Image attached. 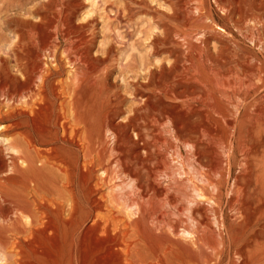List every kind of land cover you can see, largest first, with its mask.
I'll return each mask as SVG.
<instances>
[{"label":"rangeland","instance_id":"1","mask_svg":"<svg viewBox=\"0 0 264 264\" xmlns=\"http://www.w3.org/2000/svg\"><path fill=\"white\" fill-rule=\"evenodd\" d=\"M196 7L203 8V9L201 11V10H198L199 8L197 9ZM188 9L189 10L191 9V10L189 11ZM29 11L32 13L31 16H33L36 20H38V21H35V20H33V21L37 22L38 24H40V22H41L39 20L40 18H42V17L47 18L46 15L50 16L47 18V20H51L53 23H55V24L52 23V25H54V26L50 25V27H52V30L50 29V31H51L52 35L55 37L54 40H56L55 44L53 43V46L55 45L54 48L56 50L53 48V51L55 52L54 54L56 55L57 59L58 60L60 59V61L62 60L61 62H64L65 67H67V71L65 73H63L62 76L58 77V79L56 78V80H59V81L63 80L64 81V80H68L69 77L73 78L72 73H73L75 68H71V66L68 65L67 62H68V59L73 58L72 54L70 53L71 52L70 48L72 47L71 43L75 42L76 41L75 39H78L77 36H79L82 33H85L86 35H88L87 36L88 38H86V39L89 40L91 37H92L91 40L93 39L92 40L93 43L91 40H89V43H90L89 49H90V53L92 54L93 57L98 56V57L104 58L105 56H107L108 60L111 58L110 59L111 61L106 60L109 65L107 64L106 61H104V62L103 61H96V62L91 61L92 66H94V67H92V68H94L93 70L95 71V73H97V74L99 73V74L96 75L95 73H93L94 71L91 73V78L95 77L96 79L94 78V80L92 79L90 81L89 85H91V86H88V85L85 86L84 90L81 92V102H80V104H81L80 108L82 111V116H83V119L85 120V122L87 123L88 133H89V136H90L91 141H92V149H93L92 152L95 153V155H93L94 153H92V155L94 156V158L96 160L98 159L99 162L101 160H104V161H102V164L104 165V163H105L108 176H109V178L111 177L110 179H112L110 182L111 187L113 186V185H111L112 183L114 185L116 183H118V184L121 183L120 181L114 182L116 180L115 177L120 175V173H119L120 170L118 169L117 166H115V163H114L115 158H117L118 154H116L117 151H116V147H115V140H114V137L112 136V133H111L112 127L117 126V124H119V122L123 123V124L127 123V117L129 116V112L131 110L135 109L134 107H136L135 106L136 104L138 105V103H136L137 101H135V102L133 101V97L130 94L131 92H133V86H131V85H133V83H135V82L136 83L139 81L144 82L146 80L147 82L145 81L144 84L148 90L146 88H144V90H147L144 92H145L146 96L153 94L154 96L152 95V98L155 100L151 99L152 100L151 102L156 103L154 105L150 102L151 104L149 106L152 107L151 108L152 110L157 109V108L159 109L161 107V102H160L161 97H159V95L164 98L166 105L171 101V98H168L169 96L164 95V93H163L167 89L166 83L168 82L167 81V75H166V78L162 77V76H165V74H167V73H161V65L163 63L162 62L163 59L168 58V60L165 63L167 65V68H171L174 60L177 57H178V60H180V61L185 60V61H181L182 63L180 62V66L182 65L181 67L187 66L189 68L188 64L190 65V61H188V59L195 61L196 60V56L194 55L195 52H200L199 49L202 50V54H203V52H206L205 54H203V61L205 60L204 62L206 64V68L208 67L207 72H206V74L208 76L204 73V74H202V78H207V80H206V82L204 80H202L201 75H197L196 80L201 81V82L203 81V82H205V84L208 82L207 83L208 85L206 84V87H207L206 89H209V88L212 89L213 88L212 91H211V89H209V91L208 90L207 91L209 92V95L210 94L213 95V96L210 95L211 96V99H210L211 102L210 103H212V106H213L210 109V113H214L213 114L214 117H212L213 116L212 114H210V115H211L212 123L214 121L215 122H214V124H211L210 130L213 129L214 127L215 128L213 131L211 130L212 131L211 139H208V141H206V138L204 139V137L201 136L200 134H199V136H201V137L197 136L198 134L192 135L195 137V138L193 137V140L196 139L199 142V145L203 149L198 145V147H197L198 151L195 149H192V148L190 150H188L191 142L189 141L190 143L189 142L187 143L188 139L186 141V138L184 139L183 137H179L177 135V133H175V130H174L172 124H170V123L168 124L169 121L167 122L166 119L159 118L158 112H156L155 110H153L154 112L152 110L150 111V107L147 108V106L145 107L143 104L141 105V103L136 108V109H138V107H139L140 109L141 108L144 109L143 108V106H144L146 109V110L145 109L140 110V113L144 114L143 115V117H144V121H143L144 125L143 126H145V127H141V129L142 128L144 129V130L142 129L141 131H142V133L143 132L145 133L144 138L146 141H148V139H149L148 137H150V139H149L150 142L149 141L148 142L153 146L155 144V148H151V151L153 150L156 153L158 152L159 155L161 154V157H163V155H164V157H166V159L169 162V163H167V168L169 167V169H167V172H169V173L174 172L175 173V178L172 180H166L167 178L165 177V175L162 176V174H161V179H160L161 185L165 186V190L167 189L166 191H168L167 192L168 194L166 197V191H165L162 194L163 197L161 196L162 198H161L160 203L162 204L161 205V212H163V218L161 217V223H159V225L157 224L156 227L157 228L159 227V229H161L163 231V230L169 229V228H167V226L169 227L173 224H177V225L179 224L178 226H180V227L185 226L186 228H188L194 232H198V234H200V235L202 233L201 236H203L205 234L203 236L205 238L204 241L206 240L207 243H209V244H207V245H209V247L207 245L206 246L204 245V248H200V246H199V247H197L198 249L197 248L195 249L196 253L194 256H192L195 259L194 264H264V110H261V109H263V107H261V106H264V78H263L264 77V0H0V31H1V34L3 36L4 35L5 36L14 35L16 37L14 42H18L17 35L18 36L20 35L21 39H23L22 41L24 42V43H22V41L20 40V43H17L19 45H17V48H15L16 49V53H14L15 58L18 56V53L20 51L25 49L24 47H26L28 45V42H29L27 37H26L27 33H25L26 27L27 28H29V27L26 26L24 23L22 24V21H20L21 23L19 22L20 17ZM188 13L190 15H188ZM192 13L193 14L195 13V15H193ZM42 14H44L45 16H43ZM18 15H21V16L18 17ZM35 15H37V16L35 17ZM71 16H73L74 18ZM64 17H65V19H64ZM21 18H23V17H21ZM51 18L55 19V22ZM57 18L64 19V25L62 23H59L61 21H58ZM67 20H69L68 21L69 23H71V20L74 21L73 23L70 24V25H72L71 27H70L69 23L67 24ZM17 21H18V23H17ZM74 24H75V26H74ZM88 24L89 25L91 24L90 25L91 28H90V26L89 27L87 26ZM21 25L24 27L26 26V27L24 28ZM59 25H61V26H59ZM80 25H82V27ZM64 27H65V29H64ZM86 27H87V29H86ZM71 28L73 29L72 32H71V30H72ZM88 28H90V29H88ZM21 29L24 31H22ZM62 29L65 30V32ZM66 29H67V31H66ZM69 29H71V30H69ZM74 29H75V32H74ZM80 29L81 30L84 29L85 32L83 30L81 31ZM8 30H10V31H8ZM55 30H57V31L55 32ZM76 30H79V31H76ZM20 31H21V33H20ZM68 32L70 34H67ZM87 33H89V34H87ZM21 34H23V35H21ZM85 34H84V36L86 37ZM65 35H66V37L67 36L68 37L66 38ZM69 35L73 39L75 38L74 41H72L73 39L71 37H69ZM190 37L192 38L191 39L192 43L195 42L196 44L191 43ZM0 38H1L0 40H2V37H0ZM185 38H188V39H185ZM197 38H198V40L195 41ZM204 38H206V39L204 40ZM169 39L171 40V42H169L170 41ZM175 40H176V42H175ZM203 40H204V42H203ZM208 40L210 43L208 42ZM184 41H185V43L183 44ZM206 41H207V43H206ZM21 43L23 45V48H22V45L20 46ZM186 43L187 44L189 43V47H188V45H186ZM175 44L176 45L179 44V45H177L178 48H177V46H174ZM191 44H192V46H191ZM199 44H201V47ZM207 45H208V48H207ZM56 46H57V48H56ZM67 47H68V49H67ZM195 47L196 48L199 47V48L196 49ZM224 47L226 48V50ZM188 48H189V50H190V48L191 49L193 48L192 50L195 51V52H193V56L191 59L189 58V55H188V52H189ZM204 48H206V51ZM108 49H111L112 52H111V50H108ZM18 50H19V52H18ZM179 50H182V51L188 50V52L187 51L182 52L186 56H183V54H182V56L179 58L178 53H181ZM218 50H221L224 53L222 54V52H218ZM173 51H175V52H173ZM210 51H211V53H210ZM101 52L103 53V55H101ZM165 52H168V53H165ZM225 52H229V54H227ZM104 53H105V55H104ZM211 54L213 56L215 55V57H211ZM219 54H220L221 60L216 59L217 57L219 58ZM111 55H112V57H111ZM225 55H226V57H222ZM228 56L231 59V61L229 60V58L227 59ZM170 57L172 58V60H170ZM210 57L213 58L214 61ZM49 60L50 59L48 58V61ZM227 60H229V62ZM142 61L144 62V64L147 63L148 66L151 65L150 68L147 69L148 73L151 70H154L156 67L157 68L156 72H153L155 74L151 73V74H148L145 76V72H143V74H144L143 75L142 73H140V71H137L138 66L140 65V62H142ZM207 61H208V63H207ZM218 61H220V63ZM226 61H227V64H226ZM97 62H98V64H100L102 66V69H101V67H99L97 65ZM221 62H224L225 64L221 63ZM230 62H232V63H230ZM21 63H23V61ZM94 63H95V65H93ZM242 63H244V64H242ZM232 64H233L234 69L231 67ZM0 65H1V63H0ZM168 65H170V66H168ZM195 65L198 66V63L196 61H195ZM207 65H209V66H207ZM214 65H215V67L217 66L216 67L217 71H216V68L213 67ZM68 66H69V68H68ZM103 66H104V68H103ZM148 66H147V68H148ZM223 66H224V68H223ZM234 66L235 67L237 66V67L235 68ZM242 66H243V68H242ZM89 67H91V66H89ZM213 68L215 69V71ZM222 68H223V70H222ZM103 69H104V71H103ZM218 69L219 70L221 69V70L219 71ZM83 70H84L83 68L80 69V71L78 69V71L80 73H84L85 70L84 71ZM100 70H102L103 73L105 72L104 73V74H106L105 77H103L104 74L102 75L101 74L102 71H100ZM248 70H250L251 72H249ZM133 71H136V72L133 73ZM223 71H224V73H226L225 77H224ZM229 71H231V72H229ZM219 72H221V73H219ZM239 72H240V74H239ZM246 72L247 73L249 72L252 74H247ZM68 73L70 75H68ZM213 73L215 76L213 75ZM84 74H86L85 75V77H86L87 73L85 72ZM92 74H94V75H92ZM140 74H142V75L140 76ZM236 74H238V75H236ZM158 75H160V76H158ZM203 75L207 76V77H204ZM252 75L254 77H251V79H249L250 76H252ZM143 76H145V79H142ZM151 76H153V77H151ZM212 76H213L214 80H213ZM216 77H218V78H216ZM241 77L244 81L246 79L247 83L244 82L241 79ZM151 78H152V80H151ZM153 78L155 80H153ZM211 78H212V80H211ZM227 78L230 80H228ZM260 78H262V79H260ZM163 79H164V82L166 80L165 83L162 81ZM216 79H218V83H217L218 85L223 83L222 81H224V82H226L225 87L227 86V88H228V86H229L230 88L231 87L232 88L227 89L228 90L227 91L226 88L223 86L222 93H221V89H219L218 85L216 84ZM237 79H238L237 82L240 85L238 83H236ZM208 80H210V81H208ZM239 80H240V82L241 81L242 82L240 83ZM251 80H253L255 84ZM229 81L230 82L232 81V82L230 83ZM93 82L96 84H94ZM161 82L163 84H161ZM209 82L211 84L214 82V86H212L213 84L212 85L209 84ZM227 82L230 83V85H227ZM250 82H251V84L254 85V86L252 85L253 87L251 86ZM153 83L155 84V87H154ZM232 83L234 84L233 86H231ZM92 84L94 85V87ZM156 84H158L159 86ZM256 85H258L259 88L256 87ZM151 86H152V88H151ZM163 86H165V87H163ZM234 86H237V87H234ZM241 86L242 87L244 86V88H241ZM249 86L251 87L250 90L246 88V87L250 88ZM234 88H235V90H234ZM236 88H237V90H236ZM197 90L199 92H201V90H199V89H197ZM216 90H218L219 92ZM224 90H226V91H224ZM120 92H121V94L122 93L124 94V95L122 94L124 97H122V95H120ZM223 92H226V93L223 94ZM246 92H248L249 94L246 95L247 94ZM32 93H33V91L24 94V98L26 100L20 99L19 96H17L11 102L10 101L7 102L6 98L0 94L1 108L4 106L2 108V111H6L7 107H10L11 103H12V106H11L12 108H14V107L18 108L17 105L20 107L21 103H23L24 101H27L30 98ZM29 94H30V96H29ZM196 94H197V95H195L196 97L200 96V94L199 95H198V93H196ZM220 94H221V97H220ZM25 95L29 98H27ZM114 96H116V97H114ZM218 96L220 99L217 98ZM36 98H38V97H36ZM166 98H168V99H166ZM216 98L220 101V106L218 105L219 103L217 104V102H219V101ZM222 98H223V100H222ZM19 99H20V101H19ZM169 99H170V101H169ZM214 99H216L217 102L216 101L213 102ZM117 100L119 102H116ZM1 101H3V103ZM113 101L115 103H117L118 105H116ZM222 101H223V103H222ZM142 102H143V100H142ZM8 103H9V105H8ZM159 103H160V105H159ZM5 104L8 106H6ZM114 104H115L116 108H114L115 107ZM157 104H158V106H156ZM132 105L134 107H132ZM195 105H196L197 109L200 107V105L197 103H195ZM256 105H257V107H256ZM221 106L226 107V108H223ZM110 107L111 108L113 107L114 109L113 108L111 109ZM220 107H221V109L223 108L220 111H223V110L225 111L227 109L225 111L226 113L224 112V114H226L227 117L225 116V118H224L223 112H222L223 116H222V114H220L221 113V112H219ZM121 108L123 109V111ZM257 108L260 109L261 112L259 110H256ZM199 109L201 110L202 108L200 107ZM215 109L219 113L215 112L216 111ZM113 110H115V111H113ZM116 110H118V111H116ZM120 110H121V112H119ZM107 112H109V113H107ZM114 112H115L116 116H114V114H112ZM116 112H119V113H116ZM151 112L155 113L154 115L152 113V115L154 117L151 116ZM131 113H132V111L130 112V115H132ZM215 113H217V114H215ZM254 114H256V115H254ZM109 115H112V117ZM149 115H150V118H149ZM244 115H246V116H244ZM106 116H107V118H105ZM231 116H233V117L231 118ZM20 117H21V119H20ZM20 117L16 118V120L19 119L18 121H20V122H24V121L27 122V118L24 115L21 114ZM109 117L111 119L113 118L112 119L113 121L110 120ZM212 118H216V120H218V119L219 120L221 119V120L216 122V120H214ZM226 118L228 120V123H227ZM249 118H251V120ZM157 119H158L159 124L161 123L164 127H162V125L158 124V122L156 121ZM161 119H162V122L164 121L163 123L161 122ZM194 119H195V117H194ZM223 119H225V120L223 121ZM257 119H259V120H257ZM21 120H23V121H21ZM165 120H166V122H165ZM232 120H233V123L236 121L234 124L232 123L234 126L230 125ZM260 120H262V121H260ZM155 121L157 123L154 126L153 122H155ZM219 122L221 125L222 124L223 125L221 126L220 124H218ZM245 122H247V123H245ZM10 123L11 122H3V123L1 122L0 126L1 127H6V126L8 127L10 125ZM241 124H243L242 125V126H244L243 128H242ZM219 125L221 126V128ZM256 125H258V126H256ZM224 126L225 127L227 126L226 127L227 128L226 133L230 137H226V138H228V140H230L229 142L226 138H224V136H227V134L225 133V130H224L225 129ZM152 127H155V128L151 129ZM157 127H159V128H157ZM166 127H168V128H166ZM171 127H172V129H171ZM211 127H213V128H211ZM156 128H157V131L155 132ZM229 128H231V129H229ZM247 128L248 129L250 128V129L248 130ZM215 129H216V131H215ZM168 130H170V131H168ZM229 130L230 131L232 130V132H230ZM15 131L9 132L8 133L9 135L6 134V136H0V143H2L4 139H6L5 137H7V139H9V138L11 139L13 137H18L19 134L21 133V130H15ZM148 131H149V133H148ZM227 131H229V133ZM243 131H246V133ZM144 133H143V135H144ZM170 133H172V134H170ZM214 133H215V135H214ZM232 133L234 135H232ZM242 133H243V135H242ZM183 134L185 135V133H182V135ZM151 135H155V136H151ZM176 135H177V137H176ZM220 135H221L222 139L224 138L223 140L221 139V137L217 138ZM215 136H217V137H215ZM132 137H133V140H137V136L135 133H132ZM198 137H199V140L200 139L202 140V142H200L198 140ZM252 137H254L255 139H253ZM181 138H183V139H181ZM153 139L156 140V141L154 140L156 143L153 141ZM157 140L158 141L161 140L162 142H160V141L158 142ZM177 140H179V142ZM181 140H183V141L185 140L184 143H182L183 141H181ZM209 140H212L211 141L212 144H209V143H211ZM249 140L251 141L250 143H249ZM254 140L255 141L259 140V141L255 142ZM203 142L207 143V144H203ZM166 143L169 145H166ZM225 143H226V145L227 144L228 145L226 146ZM231 143H232V145H230ZM158 145H160V146H158ZM247 145L250 147H248ZM255 145L258 147V149H254V148H257V147H255ZM156 146L160 147V149L157 148ZM208 146H210V147L212 146V147L210 148ZM245 146H246V148H245ZM36 147H39V146L36 145ZM213 147H214V149H213ZM163 148L165 149L164 151H166V152H163ZM221 148H223V150ZM237 148H239V149H237ZM243 148H245V149H243ZM251 148H252V150H251ZM0 149H1V145H0ZM94 149H95V151H94ZM199 149H201L202 152ZM211 149H212V151H211ZM100 150H101V152H100ZM203 150H204V152H203ZM255 150H258V151H255ZM1 151H2V155H1ZM153 151H152V153H153ZM247 151H249V152H247ZM3 152H5V150H0V160H5L6 162H8L9 161V156H8L9 153L5 152V154H3ZM163 153H165V154H163ZM202 153H203V155H202ZM210 153H211V155H210ZM113 154H115V155H113ZM197 154L199 156H197ZM245 154H247V155H245ZM228 156H230V157H228ZM102 157H103V159H102ZM248 157H250V158H248ZM179 160H181V162ZM112 161H113V163H112ZM174 161L177 163H175ZM226 161H227V164H229V165L226 164ZM178 162H179V164H178ZM218 162H220V163H218ZM246 162L249 164H246ZM173 165H175V166H173ZM171 166H173V167L170 170ZM218 166H220V167H218ZM177 167L180 168V170ZM176 168H177V170H176ZM182 168H183V170H181ZM223 168H224V170H222ZM250 168H251V170H250ZM225 169H227V170L225 171ZM242 171L244 172V174ZM103 173L104 172L102 170H100L99 172H97V175L102 176L104 178L106 175ZM229 173H230V176H229ZM248 173H250V174L248 175ZM184 174H185V176H183ZM0 175H1L0 176V179H1V177H3L5 174L0 173ZM240 175H242V176L240 177ZM243 175L246 178L247 177L248 178L246 179L245 177H243ZM237 177H238V179H237L238 181L239 180L240 181L242 180V181L238 183V181L235 179ZM181 178H183V179H181ZM203 178L205 179V181ZM173 180H176V181H173ZM177 181L179 184L174 183ZM103 184H105V183H103ZM235 184H237V185H235ZM238 184L240 186H238ZM170 185H172V187ZM111 187L107 188L106 185L102 186V183H101V188L103 189V194H104V195L102 194V196H105V197L108 196L106 198V201L107 200H108L107 202L110 201L109 203L106 202L108 208L104 207L105 209L103 208L104 210L102 211V213L103 212H104V214L106 213L105 215H107V218H108V215L110 216L113 213H115L114 217H116L118 215L119 217L117 216V218L118 219L121 218L119 221H121L123 223L125 216H127V214L130 212L128 207L133 202V199H135V195H134V192H132L129 188H127L125 186L122 187V190H117L116 188H113V187H112L113 189L111 190ZM167 187L168 188L171 187V188L168 189ZM239 187H240V190L238 189ZM242 188H243V190H241ZM196 191H197V193H196ZM242 191H244V192H242ZM201 193H202V196H200ZM240 193H241V195H240ZM197 195H199V196H197ZM205 195H207V196H205ZM109 196H111V197H109ZM112 196L113 197L115 196V197L113 198ZM231 196H233V197H231ZM167 198H169V199H167ZM204 198H206V199L204 200ZM207 198L210 201H208ZM234 198H235V200H234ZM127 199H130V200L127 201ZM81 200H83V201H81L82 203L80 202L82 205L80 204L79 213H78V215H76V220H77L76 222L77 223L75 222L76 224L73 225V227L71 225L69 228V229L72 228L74 230V231H72V229L69 230L70 233H69L68 237H69V241L71 240L70 243L73 242V240L75 239L76 234H74V232H77L76 230H78V228L80 226L85 225V226L89 227V226H92V224L94 222L93 220H89V218H88L87 213L89 212L88 211L89 208H88V205L86 202V198H83ZM200 200H201V202L197 203ZM233 200H234V202H233ZM191 201L194 203H192ZM241 201H245L244 202L245 206L243 205V202H241ZM111 202L113 203V205ZM189 202L192 204H190ZM239 202H241L242 204ZM114 203H115V205H114ZM195 203H197L196 204L197 207H196ZM108 204H110L111 206H108ZM193 204H194V206H191ZM241 206H244V207L241 208ZM109 207H111V209H109ZM114 207L116 209L115 212H113ZM241 209H243L244 211L243 210L241 211ZM245 209H246V211H245ZM239 211H241V212H239ZM194 213H195V215H194ZM98 215L101 216V214H98ZM104 216H102V217H104ZM122 217H124V219ZM191 221L192 222L195 221V222L192 223ZM193 225H195V226H193ZM112 227H113L112 229L114 230L115 227L113 225H112ZM208 227H210V229ZM203 229H205V230H203ZM199 230H202V231H199ZM94 233L95 232H93V234ZM93 234L91 232L89 236H92ZM112 234H114V232ZM94 235H93L94 238L92 236V237H90V239L87 240V245L85 248L87 249L88 252H89L92 244H94V241H96L98 245H101L102 243L104 244V243L108 242L109 237H111V236L105 237V238L102 237L103 242H101L102 239L101 240L99 239V241H97V239L99 237L96 234H94ZM210 235L212 237V238L210 237L211 241H209ZM179 237L182 238L181 234H179ZM111 238H113V237H111ZM213 238L215 241L212 240ZM92 240H93V242H92ZM90 241L92 243L89 246ZM211 245H213L214 247L213 246L211 247ZM197 253H198V255H197ZM163 256H164V254L162 253V263L158 262L157 260H155V263L156 264H158V263L159 264H176V263H174V262H176V260H173V259H175V256L173 254H171V256L166 255V254H165L166 257L165 256L163 257ZM172 256H174V257H172ZM171 257L173 259H171ZM155 263L153 262L152 264H155Z\"/></svg>","mask_w":264,"mask_h":264},{"label":"bare ground","instance_id":"2","mask_svg":"<svg viewBox=\"0 0 264 264\" xmlns=\"http://www.w3.org/2000/svg\"><path fill=\"white\" fill-rule=\"evenodd\" d=\"M196 8L198 9L199 7H196ZM202 9L203 8H199L198 10L202 11ZM31 14L32 13L29 11L22 16L18 15V17H20V16L23 17V18L20 17L19 22L22 21V24L24 23L26 26L29 27V28H27L25 26L26 27L25 30L27 31V32L25 31V33H27L26 37H27L29 42H28V45L26 47H24L25 49H23L20 52H19L20 49L18 50L19 53H18V56L16 58L14 56V53H16L15 48H17V45H19L17 43H20V40L22 41L23 39H21L20 35L19 36L17 35L18 42H14L15 38H16L14 35H11V36H5L4 35L3 36L1 34V31H0V37H2V40H0V63H1V65H0V94L6 98L7 102H9V101L11 102L17 96H19L20 99H25L24 94L33 91L31 96L29 94L30 98L25 95L29 99L27 101H24L23 103H21L20 107L17 105L18 108H15V107L12 108L11 107L12 103H11L10 107H7L6 111H2V108L4 106L1 108V105H0V123L1 122L2 123L3 122H11L8 127L7 126L6 127L0 126V136H6V134H8L9 132H12L15 130H21V133L19 134L18 137H13L11 139L10 138L7 139V137H5L6 139H4L2 143H0V145H1L0 150H5V152L9 153L8 154V156H9L8 162H6L5 160H0V173L5 174L4 176L2 175L3 177H1V179H0V264H152L153 262L155 263V260L162 263V253L164 254V256H165V254L170 255V256H171V254H173L175 256V259L172 258L174 256H172L171 259L176 260V262H174L172 260L176 264H194L195 259L192 256H194L196 253L195 249L199 246H200V248H204V245L206 246L207 244H209V243H207L206 240L204 241L205 238L203 236L205 234L203 236H201L202 235L201 232H200L201 233V235H200V234H198V232H194V231L186 228L185 226L184 227L178 226L179 224L178 225L173 224L169 227L167 226V228H169V229H167L168 231L167 230L162 231L161 229H159V227L158 228L156 227L157 224L159 225V223H161V217L163 218V212H161V205L162 204L160 202H161V198L163 197L162 196L163 192H165L167 190V189L165 190V186L161 185V180H160L161 174H162V176L165 175V177L167 178L166 180H172L175 178V173L174 172H170V173L167 172V169H169V167L167 168V163H169L168 160L166 159V157H164V155H163V157H161V154L159 155L158 152L156 153L155 151L152 150L153 151V153H152L151 148H155V144L153 146L149 143L150 137H148V136L147 137L149 138L148 139L149 142L146 141L144 138L145 133L143 132L144 133V135H143V133L141 131L143 129V128L141 129V127H145V126H143L144 125V122H143L144 121V117H143L144 114H141L140 110H144L146 106H147V108L150 107L149 105L152 103L151 99H153L152 98L153 94L146 96V94L144 92V91L148 90L144 84V82L146 80L144 82H141V81H139L137 83L132 82L133 85H131V86H133V92H131L130 94L133 97V101L134 102L137 101L136 103H138V105L136 104L135 105L136 107H134L132 105V107H134L135 109L132 108L133 109V110H131L132 115H130L131 111L129 110L130 112H129V116L127 117V123L123 124V123L119 122V124H117V126L112 127V132H111L112 136L114 137V140H115V147H116V151H117L116 154H118L117 158H115L114 163H115V166H117L118 169L120 170V172L118 171L120 173V175L115 177L116 180L114 178L113 179L115 180L114 182H117V181L121 182V183L119 182L120 184L116 183L117 185L116 184L114 185L113 183L111 185H113L112 187L116 188L117 190H122V187L125 186V187L129 188L132 192H134V195H135V199H133V202L128 207L130 212L127 214V216H125V219H124V217H122L124 219V221L122 223L121 221H119L121 218L120 219L117 218L118 215L116 217H114L115 213H113L110 216L108 215V218H107V215H105L106 213L105 214H104V212L102 213V211L105 209L104 207H107V203H109L110 201L109 202H107L108 200L106 201V198L108 196L107 197L102 196V194H103L102 188L103 187L101 188V183H102V186L106 185L107 188L108 187L110 188L111 187L110 182L112 179H110L111 177L109 178V176H108L105 163H104L105 166L102 164V161H104V160H101L99 162L98 159L96 160L93 156V155H95V153L92 152V150H93L92 149V141H91V138H90L89 133H88L87 123L83 119L82 111L80 108V106H81V104H80L81 92L84 90L86 85L91 86V85H89V83L92 79L94 80V78H95L94 76H93L94 78H91V73L94 71L93 70L94 68H92L94 66H92L91 61H93V62L103 61L104 62V61L108 60L107 56H105L104 58H101L98 56L93 57L92 54L90 53V49H89L90 48L89 47L90 46L89 40H91L92 37L88 40V39H86V38H88L87 37L88 35H86L85 33H82L79 36H77L78 39L74 38L76 40L75 42L71 43L72 47L70 48V50H71L70 53L72 54L73 58L68 59V62H67L68 65L71 66V68H75L73 73L71 72L73 75V76L72 75L71 76L73 78L69 77L68 80H64V81L63 80H60V81L56 80V78L58 79V77L62 76V74L67 71V67H65L64 62H61L62 60L60 61V59L59 60L57 59L56 55L54 54L55 52L53 51V48L55 46V45L53 46V43L55 44V41H56V40H54L55 37L52 35V33L50 31V29L52 30V27H50V25L54 26V25H52L53 22L51 20H47V18L50 16L46 15L47 18H45V17L40 18L41 16L39 17L40 18L39 20L41 22H40V24H38L37 22H35L38 20H36L33 16H31ZM42 15L45 16L44 14H42ZM188 15H190V14L188 13ZM193 15H195V13ZM36 16L37 15H35V17ZM71 17H73V16H71ZM51 19H53V18H51ZM57 19H58V21H61L59 23H62L64 25L65 17H64V19H62V18H57ZM33 20H35V21H33ZM53 20L55 22V19H53ZM68 21L69 20H67V24L69 23ZM73 22L74 21L71 20V23H73ZM17 23H18V21H17ZM71 23H69V25ZM53 24H55V23H53ZM82 25H80V26L82 27ZM90 25L88 24L87 26L89 27ZM59 26H61V25H59ZM71 26L72 25H70V27ZM74 26H75V24H74ZM22 27H24V26H22ZM90 28H91V26H90ZM90 28H88V29H90ZM64 29H65V27H64ZM71 29H69V30H71ZM86 29H87V27H86ZM10 30H8V31H10ZM82 30L84 31V29H82ZM22 31H24V30H22ZM56 31L57 30H55V32ZM63 31L65 32V30H63ZM66 31H67V29H66ZM72 31H73V29L71 30V32ZM76 31H79V30H76ZM74 32H75V29H74ZM20 33H21V31H20ZM67 34H70V33L68 32ZM84 34L86 35V37L84 36ZM87 34H89V33H87ZM21 35H23V34H21ZM66 35H65V37H66ZM69 37H71V36L69 35ZM206 38H204V40ZM74 39L72 41H74ZM185 39H188V38H185ZM191 39L192 38L190 37V40ZM197 40H198V38L195 41H197ZM204 40H203V42H204ZM169 42H171V40ZM175 42H176V40H175ZM208 42H209V40H208ZM22 43H24V42L22 41ZM22 43L20 44V46L22 45ZM92 43H93V41H92ZM184 43H185V41L183 42V44ZM191 43H192V40H191ZM194 43L195 42H193L192 44H194ZM206 43H207V41H206ZM192 44H191V46H192ZM177 45H179V44H177ZM177 45L175 44L174 46H177ZM186 45H188V47H189V43L188 44L186 43ZM199 45L201 47V44H199ZM22 48H23V45H22ZM56 48H57V46H56ZM177 48H178V46H177ZM198 48L199 47H197L196 49H198ZM207 48H208V45H207ZM67 49H68V47H67ZM192 49L190 48V50H189V48H188L189 52H188V50H184V51L188 52L190 59L193 56V52H195ZM204 49L206 51V48H204ZM108 50H111V49H108ZM225 50H226V48H225ZM179 51L181 52V53H178L179 58H180L183 54L182 52H184V51H182V50H179ZM199 51L200 52L194 53V55L196 56L195 61L198 63V66H196L197 64L195 65V61L188 59V61H190V65L188 64L189 68L187 66L181 67L182 65L180 66V62L185 61V60L180 61V60H178V57H177L174 60L171 68H167V65L165 63L168 60V58L163 59V61H162L163 63L161 65V73H167V74H165V76H162V75L161 76L166 78V75H167V81H168L166 83L167 89L163 93H164V95H168L169 96L168 98H171V101L169 99L170 102L166 105L164 98L159 95V97H161L160 98L161 107L159 109L158 108L153 109L156 112H158L159 118L166 119L167 122L169 121L168 124L169 123L172 124V126L175 130V133H177V135L179 137H183L184 139L186 138V141L188 139L187 143L189 141L191 142V143L189 142L190 146H189L188 150H190L192 148V149H195L197 151H198L197 147L199 145V142L196 139H194L195 140L194 141L193 140L194 136H192V135L198 134L197 136H199V134H200L201 136L204 137V139L206 138V141H208V139H211V133L215 128L213 126L214 128L211 127V128H213V129H211L212 131L210 130L211 124H214V122H215L214 121L212 123L211 115H210V114H212V115L214 114V113H210V109L213 107L212 103H210L211 102V100H210L211 96L210 95H212V94L209 95L208 91L211 88L206 89L207 88L206 84L208 82L206 84H205V82H206L207 78H202V74H204V73L206 74L207 69H208V67L206 68V64L204 62L205 60L203 61V54H205L206 52H203V54H202V50L199 49ZM211 51H210V53H211ZM111 52H112V50H111ZM173 52H175V51H173ZM218 52H222V54L224 53L221 50H218ZM165 53H168V52H165ZM225 53L229 54V52H225ZM101 55H103L102 52H101ZM104 55H105V53H104ZM183 56H186V55L183 54ZM111 57H112V55H111ZM211 57H215V55L213 56L211 54ZM222 57H226V55L222 56ZM48 58L50 59L49 61H48ZM219 58L217 57L216 59L221 60L220 54H219ZM228 58H229V56L227 57V59ZM211 59L213 60V58H211ZM170 60H172L171 57H170ZM229 60L231 61L230 58H229ZM229 60H227V61L229 62ZM22 61H23V63H21ZM227 61H226V64H227ZM218 62L220 63V61H218ZM207 63H208V61H207ZM221 63H224V62H221ZM230 63H232V62H230ZM107 64H108V62H107ZM242 64H244V63H242ZM93 65H95V63ZM97 65L99 67H101V69H102V66L100 64H98V62H97ZM89 66H91V67H89ZM147 66H148V64L147 63L144 64V62L142 61V62H140V65L138 66L137 71H140V73H142V74H143V72H145V76L148 74H151L153 72H156L157 68L155 67L154 70H151L148 73L147 69H149L151 65L148 66V68H147ZM168 66H170V65H168ZM207 66H209V65H207ZM243 66H242V68H243ZM213 67L216 68L217 66L215 67V65H214ZM231 67L233 68V64L231 65ZM68 68H69V66H68ZM82 68L87 73L86 77H85L86 74H84L85 72L84 73L79 72L80 69H82ZM103 68H104V66H103ZM223 68H224V66H223ZM223 68H222V70H223ZM78 69H79V71H78ZM100 71H102V70H100ZM103 71H104V69H103ZM103 71L101 73L102 75L105 73V72L103 73ZM214 71H215V69H214ZM216 71H217V68H216ZM248 71L251 72L250 70H248ZM134 72H136V71H133V73ZM229 72H231V71H229ZM249 72L248 73L246 72V73L252 74ZM69 73H68V75H70ZM93 73H95V71ZM219 73H221V72H219ZM95 74L98 75L99 73L98 74L95 73ZM142 74H140V76ZM153 74H155V73H153ZM223 74L225 77L226 73H224V71H223ZM239 74H240V72H239ZM92 75H94V74H92ZM105 75L106 74H104L103 77H105ZM197 75H201L202 80H204L205 82H203V81L201 82V81L196 80ZM213 75H214V73H213ZM236 75H238V74H236ZM145 76H143L142 79H145ZM153 76H151V77H153ZM158 76H160V75H158ZM207 76H204V77H207ZM251 77H254V76L253 75L250 76L249 79H251ZM212 78H213V76H212ZM212 78H211V80H212ZM216 78H218V77H216ZM164 79L162 80L163 82H164ZM238 79L236 80V83H238L237 82ZM241 79H242V77H241ZM260 79H262V78H260ZM151 80H152V78H151ZM153 80H155V79L153 78ZM213 80H214V78H213ZM228 80H230V79H228ZM208 81H210V80H208ZM246 81L247 80L245 79L244 82H246ZM251 81H253V80H251ZM165 82H166V80H165ZM222 82L223 83L218 85L217 84L218 79H216V84L218 85L219 89H221V93H222L223 86L225 87V85H226V82H224V81H222ZM239 82H240V80H239ZM230 83L227 82V85H230ZM253 83H254V81H253ZM94 84H96V83H94ZM158 84H156V85H158ZM161 84H163V83L161 82ZM209 84H211V83L209 82ZM212 84L211 85L214 86V82ZM250 84H251V82H250ZM233 85L234 84L232 83L231 86H233ZM252 85L253 84H251V86ZM93 87H94V85H93ZM154 87H155V84H154ZM163 87H165V86H163ZM234 87H237V86H234ZM256 87H258V85H256ZM144 88H146L147 90H144ZM151 88H152V86H151ZM225 88L227 90L230 87L228 86V88H227V86H226ZM241 88H244V86L243 87L241 86ZM246 88L249 90L251 89V87L250 88L246 87ZM197 89L201 90V92H199ZM212 89H211V91H212ZM218 90H216V91H218ZM226 90H224V91H226ZM234 90H235V88H234ZM236 90H237V88H236ZM196 93H198V95L200 94V96L196 97L195 96V95H197ZM224 93H226V92H223V94ZM246 93H247L246 95L249 94L248 92H246ZM122 94L120 92V95H122ZM123 95H122V97H124ZM36 97H38V98H36ZM114 97H116V96H114ZM220 97H221V94H220ZM168 98H166V99H168ZM217 98H219V96ZM223 98H222V100H223ZM20 99H19V101H20ZM216 99H214L213 102L216 101ZM142 100H143V102H142ZM153 100H155V99H153ZM1 102L3 103V101H1ZM116 102H119V101L117 100ZM140 103H141V105L143 104L145 106V107L143 106L144 109H142V108L140 109L139 107H138V109H136L137 106L140 105ZM195 103L199 104L202 109L200 110L199 109L200 107L197 109ZM222 103H223V101H222ZM115 104L118 105L117 103H115ZM115 104H114V106H115ZM152 104L155 105L156 103L153 102ZM217 104L220 106V101L217 102ZM8 105H9V103H8ZM8 105H6V106H8ZM159 105H160V103H159ZM156 106H158V104ZM223 106H221V107H223ZM221 107L219 109V112H221L220 114H222V112L224 114V112L227 109L225 111L224 110L220 111L223 108H226V107H223L221 109ZM256 107H257V105H256ZM261 107H263V109H261V110H264V106H261ZM114 108H116V106ZM151 108L152 107H150V111L152 110ZM256 110L260 111V109H258V108ZM113 111H115V110H113ZM116 111H118V110H116ZM122 111H123V109H122ZM119 112H121V110ZM119 112H116V113H119ZM153 112H151L152 117H154L153 115L155 114ZM215 112H217V110ZM219 112H217V113H219ZM107 113H109V112H107ZM152 113H153V115H152ZM217 113H215V114H217ZM21 114L27 118V122L29 124L26 121L20 122V121H18L19 119L16 120V118H19L21 116ZM112 114H114V116H116L115 112ZM223 114H222V116H223ZM254 115H256V114H254ZM107 116L105 118H107ZM109 116L112 117V115H109ZM225 116L227 117L226 114H224V118H225ZM244 116H246V115H244ZM194 117H195V119H194ZM212 117H214V115ZM232 117L233 116H231V118ZM149 118H150V115H149ZM20 119H21V117H20ZM112 119L110 118V120H112ZM162 119H161V122H162ZM212 119L216 120V118H212ZM249 119L251 120V118H249ZM166 120H165V122H166ZM220 120L218 119V120H216V122H218ZM224 120L225 119H223V121ZM226 120H227V118H226ZM257 120H259V119H257ZM21 121H23V120H21ZM156 121L158 122V119ZM156 121L153 122L154 126L157 123ZM260 121H262V120H260ZM227 123H228V120H227ZM232 123H233V120L231 121V124L230 123L229 124L233 125L234 123L233 124ZM245 123H247V122H245ZM158 124H159V122H158ZM218 124H220V122ZM159 125H162V124L160 123ZM242 125L243 124H241V126ZM221 126H220V128H221ZM256 126H258V125H256ZM162 127H164V126L162 125ZM226 127L224 126L225 133H226V129H227ZM243 127L244 126H242V128ZM153 128H155V127H152L151 129H153ZM157 128H159V127H157ZM157 128L155 129V132L157 131ZM166 128H168V127H166ZM171 129H172V127H171ZM229 129H231V128H229ZM170 130H168V131H170ZM232 130L231 131L229 130V131L232 132ZM215 131H216V129H215ZM229 131H227V132L229 133ZM243 132L246 133V131H243ZM132 133L136 134L137 140H133ZM148 133H149V131H148ZM182 133H185V135L183 134L184 135L183 136ZM170 134H172V133H170ZM177 135H176V137H177ZM214 135H215V133H214ZM232 135H234V134L232 133ZM242 135H243V133H242ZM151 136H155V135H151ZM201 136H199V137H201ZM199 137H198V140H199ZM215 137H217V136H215ZM219 137H221V135L218 136L217 138H219ZM226 137H230V136L227 134V136H224V138H226ZM183 138H181V139H183ZM252 138L255 139L254 137H252ZM221 139H222V137H221ZM226 139L228 140V138H226ZM154 140L155 139H153V141ZM159 141L162 142L161 140H159ZM177 141L179 142V140H177ZM181 141H183V140H181ZM184 141L182 143H184ZM199 141L202 142L201 139ZM209 141L211 142L212 140H209ZM229 141L230 140H228V142ZM256 141H259V140H256ZM250 142L251 141L249 140V143ZM203 144H207V143L203 142ZM209 144H212V142ZM36 145H38L39 147H36ZM166 145H169V144L166 143ZM225 145H226V143H225ZM230 145H232V143ZM158 146H160V145H158ZM208 147H210V146H208ZM248 147H250V146H248ZM255 147H257V146L255 145ZM157 148L160 149V147H157ZM223 148H221V149L223 150ZM245 148H246V146H245ZM245 148H243V149H245ZM213 149H214V147H213ZM237 149H239V148H237ZM254 149H258V147L254 148ZM164 150L165 149L163 148V152H166ZM199 150L201 151V149H199ZM251 150H252V148H251ZM94 151H95V149H94ZM211 151H212V149H211ZM255 151H258V150H255ZM5 152H3V154H5ZM100 152H101V150H100ZM203 152H204V150H203ZM247 152H249V151H247ZM92 153H94V154L92 155ZM163 154H165V153H163ZM1 155H2V151H1ZM113 155H115V154H113ZM202 155H203V153H202ZM210 155H211V153H210ZM245 155H247V154H245ZM197 156H199V155L197 154ZM228 157H230V156H228ZM248 158H250V157H248ZM102 159H103V157H102ZM179 161L181 162V160H179ZM227 161H226V164H227ZM112 163H113V161H112ZM175 163H177V162H175ZM218 163H220V162H218ZM178 164H179V162H178ZM246 164H249V163L246 162ZM175 165H173V166H175ZM227 165H229V164H227ZM173 166H171L170 170L172 169ZM218 167H220V166H218ZM177 168H176V170H177ZM178 169L180 170V168H178ZM100 170H102L104 172L103 174L106 175L104 178L102 176L97 175V172H99ZM181 170H183V168ZM222 170H224V168ZM226 170L227 169H225V171ZM250 170H251V168H250ZM243 174H244V172H243ZM249 174L250 173H248V175ZM183 176H185V174ZM229 176H230V173H229ZM241 176L242 175H240V177ZM238 177L235 179L237 180ZM243 177H245V176L243 175ZM181 179H183V178H181ZM173 181H176V180H173ZM204 181H205V179H204ZM241 181L239 180L238 183ZM103 183H105V184H103ZM174 183L179 184L178 181L174 182ZM235 185H237V184H235ZM170 186L172 187V185H170ZM238 186H240V185L238 184ZM112 187H111V190L113 189ZM171 187H169V188H171ZM238 189L240 190V187ZM241 190H243V188ZM167 192L168 191H166V197L168 194ZM242 192H244V191H242ZM196 193H197V191H196ZM240 195H241V193H240ZM197 196H199V195H197ZM200 196H202V193ZM205 196H207V195H205ZM233 196H231V197H233ZM109 197H111V196H109ZM83 198H86V202H87V205L89 208L88 209L89 212L87 213L88 218H89V220H93L94 222H93L92 226H89V227H87L85 225L80 226L78 228V230H76L77 232H74V234H76V236L74 235L75 239L73 240V242L70 243L71 240L69 241L68 236L70 233L69 230H71L72 228L71 229H69V228L71 225L73 227V225H75L77 223L76 222L77 221L76 215H78V213H79L80 204L82 203L81 201H83L81 199H83ZM167 199H169V198H167ZM205 199L206 198H204V200ZM128 200H130V199H127V201ZM207 200H208V198H207ZM234 200H235V198H234ZM234 200H233V202H234ZM208 201H210V200H208ZM199 202H201V200L198 201L197 203H199ZM241 202H243V205H244L245 201H241ZM241 202H239V203H241ZM192 203H194V202H192ZM192 203H190V204H192ZM197 203H195V205ZM112 205H113V203H112ZM114 205H115V203H114ZM108 206H111V205L108 204ZM191 206H194V204ZM244 206H241V208ZM115 207H114L113 212H115V210H116ZM196 207H197V205H196ZM109 209H111V207H109ZM242 210L243 209H241V211ZM241 211H239V212H241ZM245 211H246V209H245ZM98 214H101V216ZM194 215H195V213H194ZM102 216H104V217H102ZM194 222H192V223H194ZM112 225L115 227L114 230L112 229L113 228ZM193 226H195V225H193ZM208 228L210 229V227H208ZM203 230H205V229H203ZM72 231H74V230L72 229ZM199 231H202V230H199ZM91 232H92V234H93V232H95L94 234H96L99 237L98 239L96 238L97 241H99V239L100 240L102 239L101 242H103V238L109 237V236H111L113 238L109 237L108 242H106L104 244L100 243L101 245H98L97 242L94 241V244H92V246L90 247V250L88 252L85 247L87 245V240L90 239V237H92L94 235L93 234L92 236H89ZM113 232H114V234H112ZM179 234H181L182 238L179 237ZM94 236H93V238H94ZM210 237H211V235L209 236V238ZM211 238L209 241H211ZM212 240H214V238ZM92 242H93V240H92ZM92 242L90 241L89 246L91 245ZM207 246L209 247V245H207ZM212 246L213 245H211V247ZM197 255H198V253H197Z\"/></svg>","mask_w":264,"mask_h":264}]
</instances>
